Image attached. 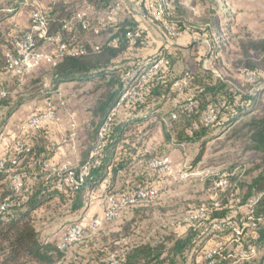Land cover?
<instances>
[{
	"label": "rangeland",
	"instance_id": "1",
	"mask_svg": "<svg viewBox=\"0 0 264 264\" xmlns=\"http://www.w3.org/2000/svg\"><path fill=\"white\" fill-rule=\"evenodd\" d=\"M38 1L43 5H50V0ZM71 1L77 4V12L86 10L84 0ZM158 7L167 25H174L188 32L173 38L164 31L163 26L158 24L155 27L159 33L165 35L164 40L169 46L165 51L170 50L173 57L178 59L175 67L179 68L180 72L189 71L194 74L201 70V66L216 78L224 80L234 90L256 97L259 101L258 113L264 114V70L260 69L257 74L251 72V61L244 55L239 43L240 40L249 43L251 40L264 39V0H160ZM10 10L12 8L8 11L12 13L9 21L11 26L15 23L19 26L21 23H27L29 26L28 6L23 5L15 12ZM16 12L18 15L15 16ZM119 14L116 22L125 18V13ZM147 20L153 22L148 17ZM108 21L105 9H98L97 13L90 14V23L93 26L106 24ZM79 36L83 43H93L100 47L106 45L110 37L108 31L98 37L91 33H81ZM180 40L183 41L180 45L187 49L181 52L171 49ZM155 48L156 45H148L143 51L132 53L131 64H134L135 60L147 62L152 56L163 52L162 48ZM55 55L54 61L57 65L61 59ZM254 55L253 52L252 56ZM56 65L43 63L23 84L7 75L0 78V90L9 93V107L15 108L11 117H8V107L0 108V146H15L18 141L27 140L25 134L21 133V125L33 115L43 113L48 103H51L59 118L56 122L44 124L50 134V147L57 157V160L51 162L63 168L77 170L93 143V84L77 80L55 84L53 71ZM136 78L133 76L131 82L135 83ZM189 93H195L194 89ZM177 101L164 104L157 110V114L141 127L143 131L150 125H157L152 130L148 129V144L145 147L148 153L147 162L133 166L136 171L144 167L146 172L139 183L157 188L158 197L151 202L124 210L117 220L97 231L88 230L82 241L65 250V258L57 264H109L114 258L120 260L131 245H156L162 241L169 245L168 239L185 237L191 229L197 233V242L191 253L186 254L188 260L185 264H208L207 255L214 251L221 254L219 262L226 259L228 264H244L246 261L257 259L258 253L250 260L242 258L241 252L245 249L237 248L244 241L248 246L251 245L249 236L254 227L243 228L239 225L240 220H237H246V217L251 216V207L232 214L236 218L230 228H226L222 219H214L211 214L213 208L222 207L223 203L234 204L233 198L238 196V193L231 190L227 199L225 191L228 186L222 189L219 187L220 181L228 182L229 175H238L247 183L252 179L248 174L255 164V154L250 150L251 142L245 136L246 130L241 132L240 137L233 135V131L241 128L242 123H247L254 113L240 116V123H236L232 128H218L208 133L203 140L205 142H184L177 147L172 144L165 146V139L177 141L181 135L186 137L185 131L188 134L189 129H185L187 118L176 109L179 106L186 108L189 101L180 98ZM126 113V108H118L114 114L122 118ZM174 115L177 118L174 119ZM196 124L201 127L203 119H198ZM73 125L76 136L71 139ZM199 155L201 159L196 161ZM166 156L172 161L171 172L152 169V159ZM2 159L3 157H0V160ZM94 192V198L90 197L83 210L73 215L66 214L63 217L65 220L54 227H48V224L57 213L38 212V222L44 235L59 247L65 231L71 224L89 223L95 217L92 211L97 203V190ZM201 209H207L206 217L191 221V217L197 215ZM63 210L59 209L58 212L64 213ZM219 221H223V227L214 228V223ZM238 231L241 234H238Z\"/></svg>",
	"mask_w": 264,
	"mask_h": 264
},
{
	"label": "trees",
	"instance_id": "2",
	"mask_svg": "<svg viewBox=\"0 0 264 264\" xmlns=\"http://www.w3.org/2000/svg\"><path fill=\"white\" fill-rule=\"evenodd\" d=\"M119 1L84 0V4L85 7L90 5L92 12L97 13L98 9L108 11ZM148 1L145 0L146 17L152 19L154 27L159 24L166 32L163 15L160 20H156L148 9ZM153 1L158 9L160 0ZM23 5L31 9L32 2L27 3L26 0H2L1 2L0 0V78L6 75V55L14 50V40L19 34V29L9 24L12 13L8 11L12 8L14 12ZM76 6L77 4L71 0H59L49 5L51 33L62 34L68 44L85 51L80 55L63 56L54 68L53 78L54 83L58 85L76 80L93 84L91 90L95 100L92 110L93 143L91 151H88L89 154L87 153L81 164V166H89V173L78 188L66 186L61 190L58 187L57 175L49 177L45 168L46 163L51 162L55 157V152L50 147L48 128L43 126L38 131L25 134L27 140L24 141H27L28 148L20 154L11 152L3 157L6 170L0 173V209L5 203H10L11 206L0 214V264H57L63 260L66 255L65 250L44 235L38 222V212L57 213V216L48 224V227H54L65 220L63 217L66 214L73 215L83 210L90 201L92 191L100 189L105 181L102 195L131 192L140 184L146 172L144 167L136 171L133 170V166L147 162L148 153L145 147L148 144V129L152 130L157 125L144 127L143 131L141 127L146 125L164 104L171 101L178 102L179 98L186 102L193 101L192 110L182 106L176 109L187 118L185 129H189L188 134L185 131L186 137L181 135L177 141L165 139V146L172 144L173 147H177L184 142L203 141L208 133L218 128L224 130L232 128L236 123H240V116L254 113L247 123H242L241 128L238 127L233 131V135L240 137L241 132L246 130L245 136L251 142L250 150L255 154V164L248 174L252 179L247 183L238 175H229L225 194L228 199V192L231 190L238 193V196L233 198L235 203H223L222 207L213 208L211 214L214 219H222L226 228H230L236 218L232 214L237 213V210L242 212L252 207L253 215L246 217V220L237 219L240 220L239 225L243 228L244 226L251 228L250 223H255L254 230L249 236L251 245L248 246L243 240L244 242L237 248L255 247L259 254L257 259L251 262L246 261L244 264H264V226L262 227L264 223V114L258 113V99L234 90L224 80L216 78L201 66L198 73L180 72V69L175 67L178 59L173 57L170 50L165 51L169 48L166 42L162 47V53L152 56L147 62L135 60L134 64H131L132 53L143 51L145 47L150 46L148 33L141 29L132 17L125 16L118 22H116L117 19L108 21L104 31H108L110 35L108 43L99 50H95L96 46L81 42L79 34H93V32L81 31L79 23L76 24L75 32L63 30L65 23L75 17ZM122 10L123 4L120 12ZM176 29L182 31L180 28L176 27ZM130 32L139 34L135 43H131L127 36ZM247 42L239 41L244 55L251 61L249 62L251 72L257 74L260 69L264 70V39ZM175 50L183 51L179 48ZM253 52L254 56H252ZM160 59H165L168 65L140 86V99L132 107L126 108L127 115L120 118L112 114L133 76L140 73L143 68L151 67ZM186 74L188 85L183 86L181 90L174 88V83ZM191 89H194L195 93H189ZM9 96L0 103V108L8 107V117H11L15 108L9 107ZM210 110L215 112L216 120L214 124L207 126L204 120ZM138 114L142 115L136 117ZM198 119H203L201 127L196 124ZM105 125H107L106 130L101 134ZM200 159L201 155L196 161ZM14 175H19L23 182V188L19 192L13 188ZM140 185L153 188L143 183ZM147 202L151 201H143L132 207ZM59 209H64V213H59ZM196 235L195 230L191 229L185 237L168 239L169 245L164 241L156 245L151 243L131 245L120 260L124 264H185L188 260L186 254L191 253L197 242ZM220 255L218 253L214 257L215 264H228L226 259L218 261L222 258Z\"/></svg>",
	"mask_w": 264,
	"mask_h": 264
},
{
	"label": "built area",
	"instance_id": "3",
	"mask_svg": "<svg viewBox=\"0 0 264 264\" xmlns=\"http://www.w3.org/2000/svg\"><path fill=\"white\" fill-rule=\"evenodd\" d=\"M27 3L32 2L29 15V26L22 29L17 23L14 24L15 29H19V34L14 40V50L7 53V68L6 75L15 78L20 84H23L27 77L39 69L43 63L54 64V54L57 58H62L66 54L80 55L85 51L80 47H74L68 44L62 34H52L50 29V14L51 9L49 6L43 5L38 0H26ZM59 0H50V4H55ZM148 9L151 15L156 19L160 20L162 15L156 8L154 1H148ZM122 9V3L116 2L108 11H106V17L109 21H115L117 15ZM92 8L90 5H86L85 11H79L76 13L73 20L65 23L63 30L66 32H75L77 30L76 24H80V30L84 32H93L94 36L98 37L105 31V24L99 26H92L90 23V14ZM166 33L173 38L181 37L187 34V31H178L175 26L167 25L165 22ZM131 43H135L136 38L139 36L138 33H128L127 35ZM101 47L96 46L95 50H99ZM45 49H51L52 51L46 52ZM168 62L165 59L156 61L151 67L144 69L140 73H136L135 83H130L126 91L122 95L117 106L114 108L112 114L116 112L118 108H129L132 107L140 99V86L149 81L156 73L160 70H164ZM188 85V75H184L181 80L174 83V88L182 89L183 86ZM9 93L6 90H0V103L7 99ZM186 109H193V101L190 100L186 104ZM173 118H177L176 115ZM59 118L56 116L55 110L51 103H48L44 112L41 114L33 115L28 119L27 122L23 123L20 127L22 134L38 131L47 122H56ZM216 120L215 112L210 110L205 118V124L207 126L214 124ZM107 125L102 128L101 134L106 130ZM73 132L70 138H75V125L72 127ZM28 148L27 141H18L12 152L14 154H20ZM172 161L169 156L163 158H155L150 161L152 169L163 170L171 172ZM46 171L51 175H57L58 187L62 190L66 186L78 188L79 185L85 180L89 173V166L83 165L78 170L67 169L52 162H48L45 165ZM6 170V163L2 159L0 160V173ZM14 190L16 192L21 191L23 188V182L19 175L13 176ZM228 182L222 180L219 183V187L222 189L227 188ZM159 195L157 188H146L142 185H137L131 192L123 193L119 195L104 194L101 196V202L103 204V212L93 217L89 223L84 224L82 222H76L71 224L64 233L62 241L59 247L62 250H66L69 246L82 241L87 234L88 230L97 231L108 223L117 220L122 212L132 206L137 205L143 201H152ZM11 206L10 203H5L1 209L0 214ZM250 215L254 214V210L250 208ZM205 209H201L199 213L191 217V221L202 220L206 217ZM223 221L214 223V228L220 229L223 227ZM251 226H255V223L251 222ZM238 234H241L238 231ZM218 254L217 251L208 253L207 260L208 264H215L214 257ZM257 250L255 247L245 249L241 252L242 258L250 260L255 258ZM109 264H124L119 259H112Z\"/></svg>",
	"mask_w": 264,
	"mask_h": 264
},
{
	"label": "crops",
	"instance_id": "4",
	"mask_svg": "<svg viewBox=\"0 0 264 264\" xmlns=\"http://www.w3.org/2000/svg\"><path fill=\"white\" fill-rule=\"evenodd\" d=\"M120 1L123 4V9H124V10H122L123 14L125 13V16L134 18L136 20V22L139 24V27L148 33V36L150 38V45H156L155 49L162 48L165 45V40H164L163 34L159 33V31L155 29V27L152 25V23H150L147 20L146 14L144 13L145 12V0H120ZM11 11L13 12V10H10V12ZM16 11H18V10H16ZM16 15H18L17 12L15 13V16ZM13 19H14V17H13ZM20 27L25 29L28 27V24L26 23L25 25H23L21 23ZM181 41L182 40H180L179 42L177 41V43L174 44V47L172 49L173 50H175L176 48L183 49V50L187 49L184 45H180ZM81 42H83V41H81ZM90 46H99V45H93V43H91ZM154 52H156V51H154ZM141 115L142 114H138L136 117H140ZM13 147L14 146H10V147H4L3 145L0 146V157H5L9 153H11L13 150ZM52 160L53 161L57 160L56 155ZM105 182L100 187V189H95V190H97V194H96V197H97L96 202L97 203H96V207L92 211V214H94L95 216H97L103 212L104 207H103V204L101 202V195L104 193L103 190L105 187ZM95 190L92 191L91 198H94V195H95L94 191Z\"/></svg>",
	"mask_w": 264,
	"mask_h": 264
}]
</instances>
